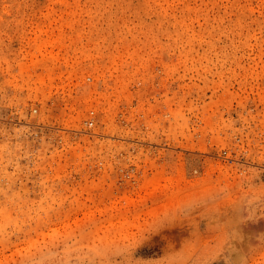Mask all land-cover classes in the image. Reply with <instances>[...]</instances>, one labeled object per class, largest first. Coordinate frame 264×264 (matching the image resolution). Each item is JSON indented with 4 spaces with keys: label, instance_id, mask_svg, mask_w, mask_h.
I'll use <instances>...</instances> for the list:
<instances>
[{
    "label": "rangeland",
    "instance_id": "374dc122",
    "mask_svg": "<svg viewBox=\"0 0 264 264\" xmlns=\"http://www.w3.org/2000/svg\"><path fill=\"white\" fill-rule=\"evenodd\" d=\"M0 264H264V0H0Z\"/></svg>",
    "mask_w": 264,
    "mask_h": 264
}]
</instances>
